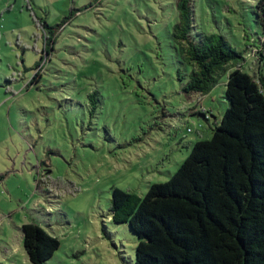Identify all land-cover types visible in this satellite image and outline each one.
Wrapping results in <instances>:
<instances>
[{
	"label": "rangeland",
	"instance_id": "374dc122",
	"mask_svg": "<svg viewBox=\"0 0 264 264\" xmlns=\"http://www.w3.org/2000/svg\"><path fill=\"white\" fill-rule=\"evenodd\" d=\"M256 1H191L192 35L223 36L252 76L264 74ZM176 3L0 0V264H32L29 222L59 240L44 264H133L113 189L141 197L167 181L228 106V71L207 94L184 92Z\"/></svg>",
	"mask_w": 264,
	"mask_h": 264
},
{
	"label": "trees",
	"instance_id": "16d2710c",
	"mask_svg": "<svg viewBox=\"0 0 264 264\" xmlns=\"http://www.w3.org/2000/svg\"><path fill=\"white\" fill-rule=\"evenodd\" d=\"M191 1L177 0L171 33L190 66L183 90L207 94L228 71V106L210 138L195 141L167 181L150 184L141 197L114 188L109 218L136 235L133 264H264V74L241 70L243 53L223 36L196 39ZM255 16L264 31V0L256 1ZM20 230L32 264H44L59 247L34 222Z\"/></svg>",
	"mask_w": 264,
	"mask_h": 264
}]
</instances>
